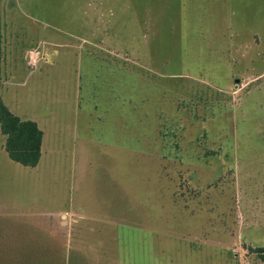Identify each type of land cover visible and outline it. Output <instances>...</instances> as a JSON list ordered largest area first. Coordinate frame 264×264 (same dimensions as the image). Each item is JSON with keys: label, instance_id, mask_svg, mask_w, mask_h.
Masks as SVG:
<instances>
[{"label": "rangeland", "instance_id": "rangeland-1", "mask_svg": "<svg viewBox=\"0 0 264 264\" xmlns=\"http://www.w3.org/2000/svg\"><path fill=\"white\" fill-rule=\"evenodd\" d=\"M0 264H264V0H0Z\"/></svg>", "mask_w": 264, "mask_h": 264}, {"label": "trees", "instance_id": "trees-1", "mask_svg": "<svg viewBox=\"0 0 264 264\" xmlns=\"http://www.w3.org/2000/svg\"><path fill=\"white\" fill-rule=\"evenodd\" d=\"M0 133L5 137L4 151L8 159L23 167L34 168L41 157L42 131L33 121H23L12 114L0 98ZM264 263V247L257 248Z\"/></svg>", "mask_w": 264, "mask_h": 264}, {"label": "crops", "instance_id": "crops-1", "mask_svg": "<svg viewBox=\"0 0 264 264\" xmlns=\"http://www.w3.org/2000/svg\"><path fill=\"white\" fill-rule=\"evenodd\" d=\"M42 145H43V136H42V144H41V148H42Z\"/></svg>", "mask_w": 264, "mask_h": 264}]
</instances>
